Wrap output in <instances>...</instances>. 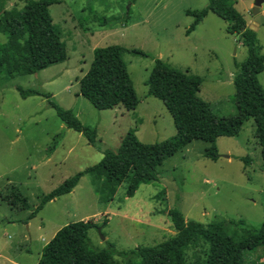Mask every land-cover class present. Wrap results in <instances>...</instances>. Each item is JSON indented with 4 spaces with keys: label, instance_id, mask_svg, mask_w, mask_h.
<instances>
[{
    "label": "rangeland",
    "instance_id": "1",
    "mask_svg": "<svg viewBox=\"0 0 264 264\" xmlns=\"http://www.w3.org/2000/svg\"><path fill=\"white\" fill-rule=\"evenodd\" d=\"M254 1L235 4L249 26L255 20ZM25 4L26 0H9L5 7L22 9ZM208 4L209 0H61L50 6L69 58L33 74L0 73V264H37L57 231L82 219L95 222L89 230V246L95 251L154 246L170 238L175 230L168 211L173 207L187 219L203 223L244 220L246 226L260 227L264 166L253 117L246 119L238 135L217 138L220 156L216 160L205 155L211 143L194 139L164 161L157 180L142 182L133 195L127 193L128 181L108 185L105 175L91 170L72 192L48 202L29 218L44 195L98 164L105 152L117 150L130 129H136L145 143L176 133L165 103L150 95L146 84L155 58L200 75L199 96L218 116L238 113L236 62L246 59L248 47L238 33L228 31L229 21L213 11L191 28L195 16L187 11H200ZM255 32L264 52V23ZM7 38L0 31V40ZM110 44L148 54L125 53L139 98L134 109H98L80 93L79 80L94 59V49ZM259 80L264 87V71ZM17 85L52 97L24 98ZM49 100L73 110L84 125L95 128L96 144L69 128ZM14 192L26 197L30 208L6 200ZM242 228L230 224L229 232L240 239ZM197 235L180 250L183 264L207 262L211 242ZM245 256L246 264H264L262 247L247 250ZM115 259L124 260L119 255Z\"/></svg>",
    "mask_w": 264,
    "mask_h": 264
},
{
    "label": "trees",
    "instance_id": "2",
    "mask_svg": "<svg viewBox=\"0 0 264 264\" xmlns=\"http://www.w3.org/2000/svg\"><path fill=\"white\" fill-rule=\"evenodd\" d=\"M9 0H0V31L7 40H0V73L13 77L17 73L33 74L69 58L66 42L55 24L50 6L61 0H26L22 9L5 7ZM236 0H209L207 8L188 10L195 16L197 25L209 11L229 21L228 31L238 33L248 47L245 60L236 62L234 76L236 115L218 116L211 104L199 96L203 78L189 70L177 68L162 58H155L154 66L146 84L149 94L160 98L171 113L176 133L162 141L145 143L130 129L122 138L117 150L105 152L102 160L77 172L63 184L44 195L32 209L33 218L45 205L57 197L70 193L88 171L96 170L105 175L108 185L128 181L127 193H136L142 182L158 179L159 168L164 161L190 144L194 139L211 143L205 155L216 160L219 149L216 140L220 136H236L248 117L256 122V137L261 147L264 166V87L259 74L264 71V52L255 30L247 25ZM126 52L148 56L139 49H130L121 44L99 46L94 49V59L80 78V93L98 109L123 106L130 110L139 104L134 82L125 60ZM22 97L52 94L37 88L17 85ZM59 117L69 127L83 133L91 144H96L97 130L84 125L71 109H66L54 100H49ZM248 161V157H245ZM15 194V195H14ZM7 200L23 208H30L26 197L14 192ZM175 234L154 246L140 245L132 249L115 248L92 250L89 246V230L95 222L77 220L60 228L44 246L37 264H183L181 248L193 242L197 234L211 242L206 264H246V251L262 247L264 250V222L259 228L246 226L244 220H219L203 223L187 219L183 211L173 207L168 211ZM107 224L105 220L104 225ZM242 226L243 237L237 239L229 232V225ZM121 256V262L115 259ZM174 255V259H173Z\"/></svg>",
    "mask_w": 264,
    "mask_h": 264
},
{
    "label": "water",
    "instance_id": "3",
    "mask_svg": "<svg viewBox=\"0 0 264 264\" xmlns=\"http://www.w3.org/2000/svg\"><path fill=\"white\" fill-rule=\"evenodd\" d=\"M264 0H255L254 7L252 10L253 15L255 16L254 23L250 25V28L256 30L258 26L264 23V14L261 12V6L263 5ZM103 238H105L103 236Z\"/></svg>",
    "mask_w": 264,
    "mask_h": 264
},
{
    "label": "crops",
    "instance_id": "4",
    "mask_svg": "<svg viewBox=\"0 0 264 264\" xmlns=\"http://www.w3.org/2000/svg\"><path fill=\"white\" fill-rule=\"evenodd\" d=\"M248 24V23H247ZM248 26H249V24H248ZM250 27V26H249ZM7 200V199H6Z\"/></svg>",
    "mask_w": 264,
    "mask_h": 264
}]
</instances>
